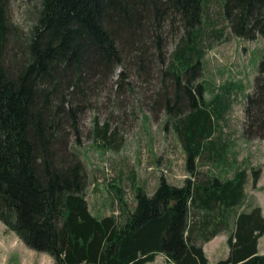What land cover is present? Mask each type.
<instances>
[{
    "label": "trees",
    "instance_id": "trees-1",
    "mask_svg": "<svg viewBox=\"0 0 264 264\" xmlns=\"http://www.w3.org/2000/svg\"><path fill=\"white\" fill-rule=\"evenodd\" d=\"M207 1L38 0L26 11L31 23L19 29L10 20L12 0H0V222L26 248L53 264H147L158 255L170 264H208L203 245L226 234L228 255L216 264H264L261 210L241 208L246 172L221 180L195 167L202 153L221 156L222 148L205 142L212 111L218 119L230 104L223 97L204 104L197 82ZM222 12L234 37L264 39V0H224ZM167 21L181 41L164 65ZM148 42L164 68L154 104L178 119L189 177L181 186L160 177L151 195L136 189L131 211L98 217L74 149L79 119L114 77L117 93L125 85L124 56L146 70ZM108 130L105 124L95 134L107 141ZM242 137L264 139V54L245 98Z\"/></svg>",
    "mask_w": 264,
    "mask_h": 264
},
{
    "label": "rangeland",
    "instance_id": "rangeland-1",
    "mask_svg": "<svg viewBox=\"0 0 264 264\" xmlns=\"http://www.w3.org/2000/svg\"><path fill=\"white\" fill-rule=\"evenodd\" d=\"M37 1L12 0L9 8L12 24L26 29L31 23L26 11ZM223 1L208 0L205 4L198 38L203 50L202 70L197 79L204 87V104L221 97L230 103L218 119L212 111L213 135L211 142H205L222 148L219 149L222 154L216 157L214 150L202 153L195 167L197 172L217 178L230 177L237 170L248 173L245 201L259 207L264 215V139L247 141L242 137L244 102L264 54V39L249 41L234 37L223 17ZM176 29L169 21L160 29L164 36V65L180 45L181 35ZM148 48L151 57L145 63L146 70L140 72L131 58L124 56L125 85L117 93L114 77L98 96L91 95V108L79 119V143L74 149L86 171V201L90 212L98 217L118 216L122 206L131 211L136 189L151 195L160 177L175 186H181L189 177L186 155L174 130L178 119H170L162 105L154 104L164 68L151 42ZM120 72L118 69L116 74ZM105 124L109 127L107 141L95 134ZM257 249L264 255V235L258 240ZM203 251L208 264L224 260L228 255L225 238L219 236L204 244ZM0 264H53V261L46 254L26 248L0 222ZM147 264L170 263L158 255Z\"/></svg>",
    "mask_w": 264,
    "mask_h": 264
},
{
    "label": "crops",
    "instance_id": "crops-1",
    "mask_svg": "<svg viewBox=\"0 0 264 264\" xmlns=\"http://www.w3.org/2000/svg\"><path fill=\"white\" fill-rule=\"evenodd\" d=\"M238 171V170H237ZM236 171V172H237ZM234 174L235 173H233L230 177H227V178H221V177H219L221 180H230L233 176H234ZM246 174H248V173H246ZM246 183H247V179H246ZM245 186H246V184H245ZM245 186H244V192H243V194H244V196H245ZM250 206H252V207H255V205L252 203V202H250V201H245V198H244V201H243V205H242V209H245L246 211H248L249 209H251V207ZM257 207V206H256ZM262 213V212H261ZM262 217L264 218V215H263V213H262ZM219 236H221V237H223V238H225V240H226V234H220V235H218V236H216V237H219ZM215 237V238H216ZM215 238H213L212 240H214ZM211 240V241H212ZM210 241V242H211ZM210 242H208V243H210ZM161 256V255H160ZM156 258H157V256H156ZM155 258V259H156ZM161 258H164L165 259V257H163V256H161ZM166 260V259H165ZM167 262V261H166ZM168 263V262H167Z\"/></svg>",
    "mask_w": 264,
    "mask_h": 264
}]
</instances>
